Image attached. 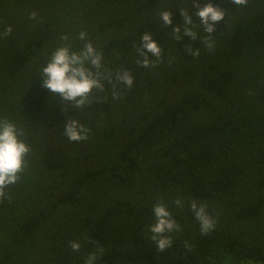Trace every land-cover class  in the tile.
Listing matches in <instances>:
<instances>
[{
  "label": "trees",
  "instance_id": "obj_1",
  "mask_svg": "<svg viewBox=\"0 0 264 264\" xmlns=\"http://www.w3.org/2000/svg\"><path fill=\"white\" fill-rule=\"evenodd\" d=\"M195 3L226 13L212 48ZM181 8L191 10L195 40L176 41L160 18L172 12L183 34ZM145 32L163 49L155 68L137 64ZM87 41L112 83L93 90L90 106L65 110L42 87V69L56 48ZM119 71L131 73L130 90ZM73 116L87 140L63 135ZM4 118L24 130L31 152L0 201V264H85L100 246L97 264H264V0H0ZM194 200L215 221L206 235ZM161 201L180 226L163 252L149 231Z\"/></svg>",
  "mask_w": 264,
  "mask_h": 264
},
{
  "label": "clouds",
  "instance_id": "obj_2",
  "mask_svg": "<svg viewBox=\"0 0 264 264\" xmlns=\"http://www.w3.org/2000/svg\"><path fill=\"white\" fill-rule=\"evenodd\" d=\"M231 3L237 6H246L248 0H231ZM194 7L199 9L195 15L199 18L204 31L209 34V39L205 43L207 47L212 48L211 34L215 31V25L225 19L226 13L212 3L205 4L203 7L199 3H195ZM190 12L189 8L180 9V15L184 21L183 34H181V26H173L172 12L162 11L159 14L163 24L172 27L176 41L181 40L185 35L193 40L197 39V34L194 31L196 25L193 24ZM35 15L32 13V18H35ZM11 31V26H7L2 35L9 36ZM78 38L86 40L87 33L81 31ZM61 39L67 42L69 37L64 35ZM140 41L142 46H139L137 51L142 60L138 59L137 64L144 68H155L162 63L163 49L152 34L145 32ZM185 51L188 55H198V50L193 52L190 48H186ZM102 61L103 54L95 49L91 41H87L79 51H73L71 45L65 43L55 49L46 66L43 67L42 87L53 95L59 96L65 105V110L69 105L76 110H81L84 106L91 105L90 97L93 90L103 91V80L112 83V72L104 68ZM115 79L129 90L134 84V79L129 71L117 72ZM117 87L113 84V99L119 98L120 93L116 91ZM63 135L70 142L85 141L89 138L90 129L73 116L69 117L64 125ZM23 137H25V132L22 128L17 127L7 118L0 119V201L6 198L5 188L17 183L27 167L26 157L30 154L31 147ZM174 204L181 207L182 201L177 199ZM190 206L200 224L201 233L206 235L212 231L215 221L207 213V205L194 200ZM153 214L155 222L149 229L153 234L151 239L156 243L158 251L163 252L172 247L174 241L170 234L179 231L180 226L168 210V206L162 201L154 206ZM70 247L73 251H79L81 244L72 241ZM186 247L188 248V246ZM188 249L190 250V248ZM104 252L105 249L102 246L97 247L86 258L85 264H97Z\"/></svg>",
  "mask_w": 264,
  "mask_h": 264
}]
</instances>
